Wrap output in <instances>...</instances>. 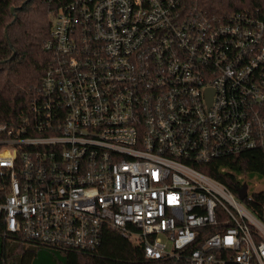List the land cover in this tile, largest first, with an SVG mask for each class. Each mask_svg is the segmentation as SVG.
Wrapping results in <instances>:
<instances>
[{"label": "built area", "instance_id": "2783aa9c", "mask_svg": "<svg viewBox=\"0 0 264 264\" xmlns=\"http://www.w3.org/2000/svg\"><path fill=\"white\" fill-rule=\"evenodd\" d=\"M45 47L57 59L31 115L0 122L3 235L90 251L112 229L143 264H264L252 194L198 167L264 152L257 11L74 0L55 13Z\"/></svg>", "mask_w": 264, "mask_h": 264}, {"label": "trees", "instance_id": "16d2710c", "mask_svg": "<svg viewBox=\"0 0 264 264\" xmlns=\"http://www.w3.org/2000/svg\"><path fill=\"white\" fill-rule=\"evenodd\" d=\"M72 1L0 0V122L18 124L31 115L36 87L57 59L45 47L53 17ZM183 6L207 15L254 10L264 18V0H183ZM198 167L237 193L246 180L264 181V152L247 149ZM247 205L264 221V188L252 193ZM143 259L139 246L112 229H106L102 243L90 251L35 245L0 231V264H143Z\"/></svg>", "mask_w": 264, "mask_h": 264}, {"label": "rangeland", "instance_id": "374dc122", "mask_svg": "<svg viewBox=\"0 0 264 264\" xmlns=\"http://www.w3.org/2000/svg\"><path fill=\"white\" fill-rule=\"evenodd\" d=\"M246 180V182L248 183V193L252 194L255 193L257 191H260L264 188V181L262 180Z\"/></svg>", "mask_w": 264, "mask_h": 264}, {"label": "water", "instance_id": "95a60500", "mask_svg": "<svg viewBox=\"0 0 264 264\" xmlns=\"http://www.w3.org/2000/svg\"><path fill=\"white\" fill-rule=\"evenodd\" d=\"M14 10V7L12 8V11ZM248 194V183H244L238 188V196L242 199H245Z\"/></svg>", "mask_w": 264, "mask_h": 264}]
</instances>
